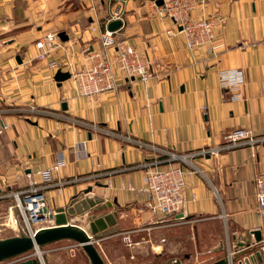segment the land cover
<instances>
[{
  "label": "crops",
  "instance_id": "0c3cea01",
  "mask_svg": "<svg viewBox=\"0 0 264 264\" xmlns=\"http://www.w3.org/2000/svg\"><path fill=\"white\" fill-rule=\"evenodd\" d=\"M119 1L0 0V196L25 188L29 180L38 182L36 173L58 160L62 165L54 183L103 175L88 183L51 188L46 196L50 212L66 207L89 186L113 204L111 209L100 210L99 205L67 217L87 231L91 219L117 213L116 224L96 241L105 257V243L118 241L128 249L150 242L133 238L171 227L155 226L143 210L145 197L135 192L143 183V172L136 167L165 154L137 148L128 139L184 154L218 148L223 137L236 130L264 137V0H197L193 18L223 20L215 54L205 48L187 49L181 36L168 37L171 24L157 15L150 0ZM116 8L123 12L125 24L117 37L151 61L153 77L147 83L118 79L115 92L85 98L72 80L56 83L55 74L35 60L39 38L48 32L64 33L67 40H61L54 57L68 58L79 69L84 63L81 51L99 48L104 23ZM227 70L242 72L241 101L226 100L219 86L218 74ZM31 107L54 115L24 112ZM193 162L200 171L186 180L187 196H195L187 219L198 215L210 226H222L228 241L220 259L228 251L235 252L237 261L254 255L264 243V218L258 214L254 183L264 179V143L199 156ZM127 183L134 191L125 187ZM10 204V199L1 200L0 208L6 211ZM253 231H260V244ZM241 242L248 245L243 250ZM73 248L66 244L47 249L42 252L44 264H57L61 253L74 256ZM257 264H264V259Z\"/></svg>",
  "mask_w": 264,
  "mask_h": 264
},
{
  "label": "built area",
  "instance_id": "2783aa9c",
  "mask_svg": "<svg viewBox=\"0 0 264 264\" xmlns=\"http://www.w3.org/2000/svg\"><path fill=\"white\" fill-rule=\"evenodd\" d=\"M110 1L121 3L119 0ZM154 1H150V4L156 10L157 15L167 19L171 24V28L166 31L168 37L181 36L187 49L205 48L211 54H215L217 47L214 41L218 28L222 25V19L193 18L192 13L197 6V0H162L163 4L159 7L155 5ZM114 21H120L121 27L115 31L108 30L107 26ZM124 26L123 12L116 8L109 14L104 23V29L99 36V48L85 47L81 51L84 63L79 69L68 58H65L64 61L55 59L54 56L60 50L62 43L58 33L55 32L45 33L34 43L37 51L35 60L43 63L45 70L51 75L57 71L68 73L78 94L85 98L115 92L118 87V79H126L131 82L139 80L147 83L153 77L151 61L134 47L128 45L126 41L117 37ZM92 30L94 31V29ZM218 82L226 95V100H243L242 90L245 82L241 71H220ZM24 112L35 116L54 115L37 107H31ZM81 125L94 131H100L94 126L84 123ZM128 141L137 148H148L157 154H165V158L155 157L153 160L142 162L136 167L143 172V183L135 192L145 197L142 204L143 210L151 216L155 226H161L164 223H169L172 226L187 220L188 205L195 199L194 194L187 196L186 180L191 174L200 171L193 162L196 157L215 155L220 151L245 146L255 147L264 143V137L253 138L244 130H236L225 135L223 137L224 143L218 148L184 154L166 153L140 141L132 139H128ZM61 165L62 160H58L50 168L36 173L40 179L38 182L29 180L25 188L0 196V201L11 200V204L5 213L0 215V235L7 231H18L19 234L17 235L24 234L33 237L36 231L49 227L47 223L54 215V212H50L48 209L46 196L48 190L88 183L96 180L99 176H103L76 177L54 183V175ZM25 175L27 179H30V174ZM254 183L258 214L264 218V179L257 178ZM124 186L122 185V187ZM125 187L134 191L128 183ZM149 227L150 225H148ZM124 240L128 246L132 245L128 237ZM239 246L243 250L245 243L241 242ZM259 252L264 259V243L259 246ZM234 257L235 252L228 251L226 253L227 264H234Z\"/></svg>",
  "mask_w": 264,
  "mask_h": 264
},
{
  "label": "rangeland",
  "instance_id": "374dc122",
  "mask_svg": "<svg viewBox=\"0 0 264 264\" xmlns=\"http://www.w3.org/2000/svg\"><path fill=\"white\" fill-rule=\"evenodd\" d=\"M152 8L154 7L152 6ZM4 211V208H0V215H3ZM223 231L224 229L220 224L213 223L210 226L202 216L196 215L179 225H172L163 232H153L147 237L142 235L133 238L134 242H142L145 238H148L149 243L128 249L124 248L123 244L118 241L105 243L106 257L99 247H96L106 264H173L175 260H179L181 264H211L220 260L221 256L224 255L222 253L226 248L228 239ZM17 234H19L18 231L3 232L0 239L18 236ZM66 244L73 245L72 250L75 251V254L70 256L61 253L63 254L61 258L56 259L57 264H89L81 249L75 247V244L70 241L57 242L40 248L39 251L42 253L47 249H62ZM220 246H223V251L217 250ZM61 251L64 252V250ZM30 256L35 258L34 252H29L1 264H17L19 260L23 261ZM43 258H45L44 255L42 256V262Z\"/></svg>",
  "mask_w": 264,
  "mask_h": 264
},
{
  "label": "water",
  "instance_id": "95a60500",
  "mask_svg": "<svg viewBox=\"0 0 264 264\" xmlns=\"http://www.w3.org/2000/svg\"><path fill=\"white\" fill-rule=\"evenodd\" d=\"M154 2L158 7L163 4L162 0H155ZM120 27L121 22L114 21L107 26V29L115 31ZM58 35L62 41L67 40L64 33H59ZM17 61L20 63V60ZM69 79L70 75L68 73H62L61 71H57L53 77V80L58 84ZM62 107L63 110L66 109V105ZM97 187L102 186L98 185ZM99 205L100 210H105L107 208L111 209L113 207L112 203L107 202L101 196L93 193V188L91 186L87 187L80 193L74 195L69 205L59 208L54 212L51 218V220H53V225L36 231L33 237L20 234L10 238L0 239V264L10 259L23 256L29 252H34L35 259H25L18 264H43L42 253L39 249L61 241L73 242L75 246L80 248L85 254L90 264H106L96 247V241L99 239L101 233L106 232L109 227L116 224L117 213H106L101 217L91 219L87 231L81 229L79 226L77 227L76 225L70 224L67 220L68 215H82V213ZM252 235L256 243L261 242L260 231H253ZM217 250L223 251V246H220ZM262 260L259 251H256L254 255L244 257L242 261H237L236 257L233 258V262L237 261L235 264H257L262 263ZM173 264L181 263L179 260H175ZM211 264H227V261L226 258L223 257Z\"/></svg>",
  "mask_w": 264,
  "mask_h": 264
}]
</instances>
